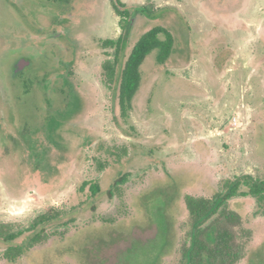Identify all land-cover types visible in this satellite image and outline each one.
Segmentation results:
<instances>
[{"label": "rangeland", "instance_id": "rangeland-1", "mask_svg": "<svg viewBox=\"0 0 264 264\" xmlns=\"http://www.w3.org/2000/svg\"><path fill=\"white\" fill-rule=\"evenodd\" d=\"M53 2L0 0V224L24 229L54 208L73 221L14 264H185L184 196L264 181V0H120L149 10L136 9L123 61L153 27L174 39L163 65L155 53L141 65L125 117L102 84L100 45L121 34L109 0ZM21 59L52 63L45 87L24 83ZM124 175L122 198L109 197ZM228 207L252 233L238 264H264V199ZM7 246L0 264H13Z\"/></svg>", "mask_w": 264, "mask_h": 264}, {"label": "trees", "instance_id": "trees-1", "mask_svg": "<svg viewBox=\"0 0 264 264\" xmlns=\"http://www.w3.org/2000/svg\"><path fill=\"white\" fill-rule=\"evenodd\" d=\"M71 2L72 0H54L53 3L70 4ZM109 4L119 18L118 27L121 34L116 39L105 40L100 45L103 50L111 51L110 58L102 64V84L108 89L118 90L119 110L125 117L140 85L141 65L151 53H155L158 65H163L172 53L174 39L166 29L153 27L135 42L123 61L124 51L131 38L133 20L138 17V12H149V10L146 7L132 9L120 0H109ZM29 62L32 69L27 72L28 77L26 76L24 83L31 85L40 78L41 80L37 82L45 87V81L53 75L52 63L39 61L35 68L34 63ZM31 74L32 76H29ZM29 88H24L23 93L26 94ZM100 167L103 165L101 164ZM125 183L126 175L112 184L107 195L111 198L114 196L122 198ZM87 185L83 183L81 191ZM99 191L97 185H90L89 192L92 198ZM238 196L263 200L264 181L249 175L239 176L224 182L222 191L211 197L184 196L182 202L190 222V231L186 239L181 241L179 254L185 264H238L245 257L252 233L244 226L242 217L228 207V202ZM69 215L65 210L54 208L38 214L24 229L14 230L12 224H0V242L8 245L3 251L2 259L14 264L28 252L43 246L51 237L63 235L73 223L71 220H66ZM117 220L111 218L102 222L112 225ZM60 228L62 229L59 230Z\"/></svg>", "mask_w": 264, "mask_h": 264}, {"label": "water", "instance_id": "water-1", "mask_svg": "<svg viewBox=\"0 0 264 264\" xmlns=\"http://www.w3.org/2000/svg\"><path fill=\"white\" fill-rule=\"evenodd\" d=\"M29 64H30L29 61L22 59L16 64V68L17 70H21L24 66H27Z\"/></svg>", "mask_w": 264, "mask_h": 264}, {"label": "flooded vegetation", "instance_id": "flooded-vegetation-1", "mask_svg": "<svg viewBox=\"0 0 264 264\" xmlns=\"http://www.w3.org/2000/svg\"><path fill=\"white\" fill-rule=\"evenodd\" d=\"M22 60V59H21ZM24 60H26V59H24ZM20 61V60H19ZM18 63V62H17Z\"/></svg>", "mask_w": 264, "mask_h": 264}]
</instances>
